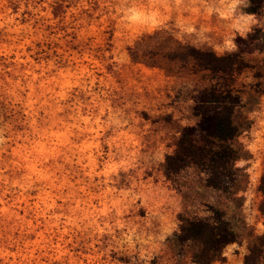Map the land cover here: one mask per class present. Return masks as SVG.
<instances>
[{
	"label": "rangeland",
	"instance_id": "374dc122",
	"mask_svg": "<svg viewBox=\"0 0 264 264\" xmlns=\"http://www.w3.org/2000/svg\"><path fill=\"white\" fill-rule=\"evenodd\" d=\"M203 89L237 98L228 191L164 169ZM215 210L213 264H264V0H0V264H194L171 237Z\"/></svg>",
	"mask_w": 264,
	"mask_h": 264
},
{
	"label": "trees",
	"instance_id": "16d2710c",
	"mask_svg": "<svg viewBox=\"0 0 264 264\" xmlns=\"http://www.w3.org/2000/svg\"><path fill=\"white\" fill-rule=\"evenodd\" d=\"M181 51L183 58H189L211 72L224 71L239 64V60L233 57L218 56L190 45L182 46ZM236 101L237 98L230 93L211 89H203L194 96V107L207 110L195 125L183 128L174 153L165 158L167 175L192 163L206 172L209 186L228 191L223 183L226 177L233 175L238 158L232 146L239 133L234 119ZM171 241L175 245H190L194 264H213L222 259L223 248L236 241V233L224 213L215 210L212 221L181 217L179 230L172 235Z\"/></svg>",
	"mask_w": 264,
	"mask_h": 264
}]
</instances>
